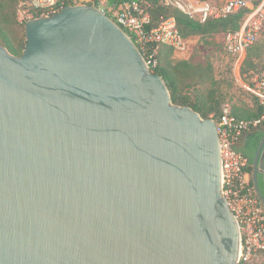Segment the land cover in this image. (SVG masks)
Wrapping results in <instances>:
<instances>
[{"label": "water", "instance_id": "95a60500", "mask_svg": "<svg viewBox=\"0 0 264 264\" xmlns=\"http://www.w3.org/2000/svg\"><path fill=\"white\" fill-rule=\"evenodd\" d=\"M24 33L0 44V264H237L215 121L94 5ZM252 166L264 207V139Z\"/></svg>", "mask_w": 264, "mask_h": 264}, {"label": "built area", "instance_id": "2783aa9c", "mask_svg": "<svg viewBox=\"0 0 264 264\" xmlns=\"http://www.w3.org/2000/svg\"><path fill=\"white\" fill-rule=\"evenodd\" d=\"M115 22L136 45L150 72L158 67V46L172 48L176 53L186 51L187 43L175 26L173 18H167L156 27L148 28L150 17L138 0H89ZM258 2V3H256ZM87 5L84 0H18L16 21L26 22L49 18L67 6ZM187 16L204 22L208 18H220L240 10L250 13L237 32L224 35L227 54L242 62L246 50L261 36L264 27V0H222L220 6L195 0H165ZM146 6L149 4L146 2ZM264 106V66L254 77L253 84L244 87ZM215 121L218 133L221 164V193L227 201L239 230L237 264H264V207L255 194L248 177L249 162L236 145L249 130L264 124V114L257 119L237 120L230 114V106L222 105ZM260 261V263H258Z\"/></svg>", "mask_w": 264, "mask_h": 264}, {"label": "trees", "instance_id": "16d2710c", "mask_svg": "<svg viewBox=\"0 0 264 264\" xmlns=\"http://www.w3.org/2000/svg\"><path fill=\"white\" fill-rule=\"evenodd\" d=\"M205 3L207 0H195ZM11 6L17 5L18 0H6ZM146 2L149 6H146ZM5 2L0 1V44L14 56L21 55L25 45V33L23 40H10L6 35L5 22L8 17L14 18V12H8L5 9ZM138 3L145 9L150 17V25L148 28L156 27L160 22L167 18H173L176 29L187 43L191 40H199L208 45L215 36H224L228 33H234L240 30L243 21L249 10L244 9L235 13L228 14L220 18H208L204 22L191 18L180 12L172 6L165 5V0H138ZM258 3V2H256ZM89 5V4H87ZM16 10V8H15ZM15 25L23 28L24 25L13 21ZM11 28V27H9ZM254 45V44H253ZM251 45L246 50L241 73L254 68L255 64L261 63L264 59V47ZM176 52L167 46H158V67L154 73L159 75L170 94L171 101L174 105L181 107H189L198 113L203 119H216L220 116L225 95L222 93L220 83L217 82L213 75L211 66L194 65L185 60H174ZM253 81L248 85H252ZM249 93V92H248ZM250 94V93H249ZM254 104L249 110H241L236 107L230 108L231 116L237 120H252L260 118L264 114V106L260 105L258 99L251 95ZM264 124L247 131L243 136L248 137L246 148L241 153L249 162L248 172L253 174V158L256 149V142L263 136L261 130ZM250 184L253 186L252 177ZM260 190L264 197V183L259 180ZM254 187V186H253Z\"/></svg>", "mask_w": 264, "mask_h": 264}, {"label": "rangeland", "instance_id": "374dc122", "mask_svg": "<svg viewBox=\"0 0 264 264\" xmlns=\"http://www.w3.org/2000/svg\"><path fill=\"white\" fill-rule=\"evenodd\" d=\"M0 1L5 2V9L8 16L10 15L8 12L11 13V8L12 13L14 12V18L10 16L5 22L6 35L10 40H23V28L17 27L15 23H13V21H15L16 5L12 7L11 3L6 2V0ZM207 3H211L213 6H220L222 0H207ZM97 6V8H102L99 5ZM223 37L224 36L213 37L211 43L208 45L197 39L191 40L187 42L186 51L183 53H175L174 57H171V59L185 60L194 65L211 66L214 78L220 83L222 93L225 95L223 104L227 103L231 110L233 106L241 110H249L254 104V99L244 87L248 86V84L253 81L254 77L262 70L264 59L261 63L257 62L254 68H250L242 74V68L245 70L248 66L242 67L244 59L242 62L237 63L235 58L227 54L224 48ZM255 45L264 47V27L260 38L253 46ZM258 263H260V261Z\"/></svg>", "mask_w": 264, "mask_h": 264}, {"label": "crops", "instance_id": "0c3cea01", "mask_svg": "<svg viewBox=\"0 0 264 264\" xmlns=\"http://www.w3.org/2000/svg\"><path fill=\"white\" fill-rule=\"evenodd\" d=\"M85 3L83 4H89V5H92L93 2H88L89 0H84ZM119 2H123V1H130V0H118ZM136 1V0H135ZM82 5V3H81ZM263 32V31H262ZM262 34V33H261ZM247 142H248V137L246 136H242L241 139L238 141L237 145H236V149L238 152H243L244 150V146L247 145ZM248 177H249V180H250V177H252L250 175V173L248 172ZM260 179L262 180V176H260ZM262 182L264 183V181L262 180Z\"/></svg>", "mask_w": 264, "mask_h": 264}, {"label": "flooded vegetation", "instance_id": "af4514ba", "mask_svg": "<svg viewBox=\"0 0 264 264\" xmlns=\"http://www.w3.org/2000/svg\"><path fill=\"white\" fill-rule=\"evenodd\" d=\"M259 131H260V133H261L263 136L261 137V139H260L258 142H256V149H255V152H253L254 154L256 153L259 144H260V143L263 141V139H264V127H263L261 130L259 129ZM245 148H246V146H244V149H245Z\"/></svg>", "mask_w": 264, "mask_h": 264}]
</instances>
